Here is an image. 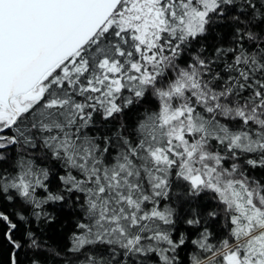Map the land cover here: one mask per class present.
<instances>
[{
  "label": "snow or ice",
  "instance_id": "1",
  "mask_svg": "<svg viewBox=\"0 0 264 264\" xmlns=\"http://www.w3.org/2000/svg\"><path fill=\"white\" fill-rule=\"evenodd\" d=\"M0 264H264V0H0Z\"/></svg>",
  "mask_w": 264,
  "mask_h": 264
}]
</instances>
